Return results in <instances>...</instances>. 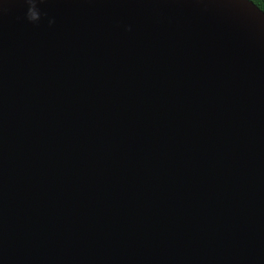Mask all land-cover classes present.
Masks as SVG:
<instances>
[{"label":"water","instance_id":"1","mask_svg":"<svg viewBox=\"0 0 264 264\" xmlns=\"http://www.w3.org/2000/svg\"><path fill=\"white\" fill-rule=\"evenodd\" d=\"M27 8L0 0V264L261 261L264 13Z\"/></svg>","mask_w":264,"mask_h":264},{"label":"clouds","instance_id":"2","mask_svg":"<svg viewBox=\"0 0 264 264\" xmlns=\"http://www.w3.org/2000/svg\"><path fill=\"white\" fill-rule=\"evenodd\" d=\"M25 3L28 5L26 18L29 21H34L37 19V13L34 11L36 8V0H25Z\"/></svg>","mask_w":264,"mask_h":264},{"label":"trees","instance_id":"3","mask_svg":"<svg viewBox=\"0 0 264 264\" xmlns=\"http://www.w3.org/2000/svg\"><path fill=\"white\" fill-rule=\"evenodd\" d=\"M264 13V0H249Z\"/></svg>","mask_w":264,"mask_h":264},{"label":"bare ground","instance_id":"4","mask_svg":"<svg viewBox=\"0 0 264 264\" xmlns=\"http://www.w3.org/2000/svg\"><path fill=\"white\" fill-rule=\"evenodd\" d=\"M256 259H258V260L261 259V261L257 262L256 264H264V257H262V258H261V257H260V258L257 257ZM247 262H248V260H247ZM247 262H246V263H247Z\"/></svg>","mask_w":264,"mask_h":264}]
</instances>
